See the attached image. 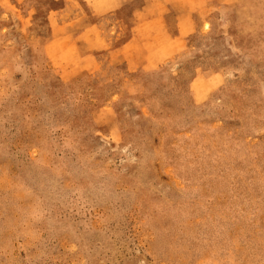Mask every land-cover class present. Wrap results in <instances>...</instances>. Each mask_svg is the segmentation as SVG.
<instances>
[{
	"label": "rangeland",
	"instance_id": "374dc122",
	"mask_svg": "<svg viewBox=\"0 0 264 264\" xmlns=\"http://www.w3.org/2000/svg\"><path fill=\"white\" fill-rule=\"evenodd\" d=\"M0 264H264V0H0Z\"/></svg>",
	"mask_w": 264,
	"mask_h": 264
},
{
	"label": "crops",
	"instance_id": "0c3cea01",
	"mask_svg": "<svg viewBox=\"0 0 264 264\" xmlns=\"http://www.w3.org/2000/svg\"><path fill=\"white\" fill-rule=\"evenodd\" d=\"M79 1L83 2V0H79ZM67 2H68V1H67ZM67 2H66V4H65V7H71V6H70V3H69V2L67 3ZM150 3H152V2L150 1Z\"/></svg>",
	"mask_w": 264,
	"mask_h": 264
}]
</instances>
